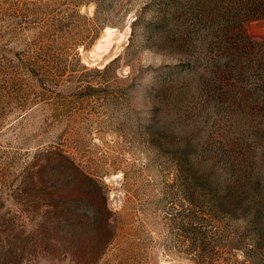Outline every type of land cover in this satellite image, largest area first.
Instances as JSON below:
<instances>
[{"label":"rangeland","instance_id":"rangeland-1","mask_svg":"<svg viewBox=\"0 0 264 264\" xmlns=\"http://www.w3.org/2000/svg\"><path fill=\"white\" fill-rule=\"evenodd\" d=\"M245 2L0 0V264H264Z\"/></svg>","mask_w":264,"mask_h":264},{"label":"trees","instance_id":"trees-1","mask_svg":"<svg viewBox=\"0 0 264 264\" xmlns=\"http://www.w3.org/2000/svg\"><path fill=\"white\" fill-rule=\"evenodd\" d=\"M239 4L240 3H236L234 8L232 9L234 11L231 13L232 16L231 15L227 16V13H220V12L218 14L221 15L217 14L219 16L217 17L219 18L218 22L222 24V30L220 35L221 45L222 44L225 45L226 43L229 44V40H231L232 37L231 35L233 34H239L242 35L243 37V35L245 34L244 24L246 22L250 20L264 19V0H246L244 4L241 5ZM241 44H243L242 46H244L245 53H248L249 55L252 54L251 52L247 51V49H249L250 47L264 53V40L256 43L248 40L247 42ZM260 63L263 62L260 60L255 64L257 65L259 64L260 67L261 66Z\"/></svg>","mask_w":264,"mask_h":264},{"label":"bare ground","instance_id":"bare-ground-1","mask_svg":"<svg viewBox=\"0 0 264 264\" xmlns=\"http://www.w3.org/2000/svg\"><path fill=\"white\" fill-rule=\"evenodd\" d=\"M108 31V30H107Z\"/></svg>","mask_w":264,"mask_h":264}]
</instances>
